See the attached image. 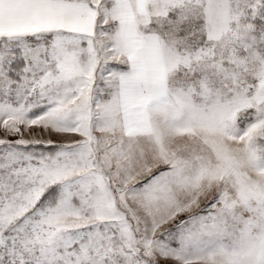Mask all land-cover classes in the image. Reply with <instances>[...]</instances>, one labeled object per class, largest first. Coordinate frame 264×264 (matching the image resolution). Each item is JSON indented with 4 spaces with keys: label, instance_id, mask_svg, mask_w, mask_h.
Instances as JSON below:
<instances>
[{
    "label": "snow or ice",
    "instance_id": "6c2138e0",
    "mask_svg": "<svg viewBox=\"0 0 264 264\" xmlns=\"http://www.w3.org/2000/svg\"><path fill=\"white\" fill-rule=\"evenodd\" d=\"M0 264H264V0H0Z\"/></svg>",
    "mask_w": 264,
    "mask_h": 264
}]
</instances>
